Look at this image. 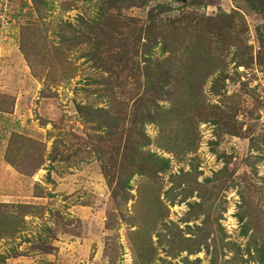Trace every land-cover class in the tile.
I'll return each instance as SVG.
<instances>
[{
    "label": "rangeland",
    "instance_id": "obj_1",
    "mask_svg": "<svg viewBox=\"0 0 264 264\" xmlns=\"http://www.w3.org/2000/svg\"><path fill=\"white\" fill-rule=\"evenodd\" d=\"M263 240L248 0H0V264H264Z\"/></svg>",
    "mask_w": 264,
    "mask_h": 264
},
{
    "label": "trees",
    "instance_id": "obj_2",
    "mask_svg": "<svg viewBox=\"0 0 264 264\" xmlns=\"http://www.w3.org/2000/svg\"><path fill=\"white\" fill-rule=\"evenodd\" d=\"M248 2L250 4V7L254 11H257V12H259V13L264 15V0H248ZM170 71H171V69H165L164 71L159 73V75H161L160 77H163V78H165L168 81V77H169ZM151 74H152V72H151ZM161 88L164 89L165 88V84ZM78 106H79L78 109L82 110V113H83L84 117L86 119L92 121L93 119H92V113H91L92 111H91V109L89 107H87V105H85V104L84 105L79 104ZM143 144H146V143H143ZM110 145H111V151L115 152V150H114L115 144L110 143ZM116 154L119 155L121 153L117 152ZM126 154H127V151H124L121 154V158H120V160H122V163H123L124 166H125V164L127 166H128V164H130L132 166V165H135V164H137L139 162V158L138 159L137 158H132V157H129L128 155H126ZM168 166H169V159H165V162H164V164L162 165L161 168H162V170H165ZM128 181H129V179H126V181L121 179V182H120L121 186H125L126 187L127 184H128ZM110 182H112V181L110 180ZM198 248L199 247L197 246L196 248L191 249V250L192 251H196V250H198ZM256 249H257V255H255L254 257L259 262L264 263V240L262 241V243ZM248 253L250 254V252H248ZM238 264H242V262H238Z\"/></svg>",
    "mask_w": 264,
    "mask_h": 264
}]
</instances>
